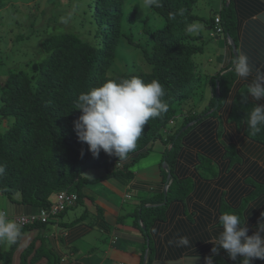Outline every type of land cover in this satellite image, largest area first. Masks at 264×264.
I'll return each instance as SVG.
<instances>
[{"label": "trees", "instance_id": "obj_1", "mask_svg": "<svg viewBox=\"0 0 264 264\" xmlns=\"http://www.w3.org/2000/svg\"><path fill=\"white\" fill-rule=\"evenodd\" d=\"M4 1L0 0V6ZM91 1L89 25L79 16L73 17V30L67 27L66 31L44 38L39 45V58L27 61L22 68L8 70L6 78L0 82V124L3 121L7 124V128L0 132V164L6 169L0 175V192L39 209H47L52 203L51 198L61 191L72 193L75 201L81 200L82 188L92 181L84 176L86 170L106 168L108 175L131 177L127 167L148 154L151 146L159 142L164 147L158 165L160 173L165 181L167 173L161 167L165 161L170 170L171 183L165 204L162 190L140 201L131 213L135 225L145 237H148L149 228L154 223L166 220L169 209L179 212L182 205L190 202L192 195L206 190V182L219 179L218 175L226 166L233 169L243 163L248 167L245 172L249 174L256 170L255 164L261 163L262 166L257 168L262 175L261 183L252 177L247 178L246 183L252 192L238 207L229 206L222 198L219 201L221 214L233 212L243 221L248 202L260 194L264 195V131L256 135L250 133L247 118L255 101L244 98L246 85L252 78L239 80L232 70V52L229 63L221 70L201 78L195 70L197 63L195 65L194 56L204 51L202 43L198 42L202 36L198 31L195 34L192 31L196 23H202L205 28L212 27L215 19L219 18L223 50L226 47L231 50L228 36L235 44L238 55L244 52L254 71L259 69L264 72V23L256 18L258 13L264 12V0H230L228 3L221 0L217 16L212 15L207 20L193 12L197 0H159V6L145 5L163 20V28L157 29L148 17L142 26L123 29V18L126 16L128 26L132 24L139 9L144 7V0ZM211 37L216 39V36ZM125 47H130V52L139 50L144 61L151 66L150 70L118 73L126 55L121 57V50ZM132 76L140 77L146 83L158 80L165 88L164 100L168 109L148 121L136 149L128 154L127 159L119 161L117 156H109L103 151L94 157L73 131V122L81 115L75 110L78 96L107 80ZM204 83L207 88L202 86ZM217 87L218 107L208 113L216 102ZM204 94L208 95L206 100H203ZM257 103L264 104V101ZM216 115L219 123L222 124L225 119L230 125L219 127L214 133L222 140V147L215 144L205 149L197 143L200 151L191 154L193 150L189 148L192 145H182L186 133L208 116ZM171 120L172 125L169 124ZM194 120L198 122L179 133ZM234 130H237L236 144L233 142ZM185 150L189 154L183 162L181 156ZM121 162L124 165L119 169L116 165ZM190 165L193 169L189 171ZM179 172L187 174L186 177L178 176ZM213 195L215 198L218 193ZM258 206L260 215H264V203ZM188 233L178 236L188 237ZM178 236H167V240H175ZM146 249V264H151L154 248L149 239L142 246L143 254ZM12 252V247L0 251L1 264H10ZM42 256L47 258V264H58L54 252L45 246L36 249L32 262ZM238 261L216 258L213 264H237ZM259 262L253 260L252 264H264Z\"/></svg>", "mask_w": 264, "mask_h": 264}, {"label": "crops", "instance_id": "obj_2", "mask_svg": "<svg viewBox=\"0 0 264 264\" xmlns=\"http://www.w3.org/2000/svg\"><path fill=\"white\" fill-rule=\"evenodd\" d=\"M205 29L210 31V26ZM230 55L231 50L224 48L223 58L219 64L220 70L229 63ZM218 115L208 117L186 133L182 145H192L189 146V149L193 150L191 154L195 155V152L200 151L197 143L205 149L207 147L210 149L215 144L222 147V140L215 137L214 133L219 127L227 128L230 125L225 119L222 124L219 123ZM5 125L6 121H3L0 128ZM209 131L212 133L209 134ZM233 137V142L236 144L237 130H234ZM155 146L158 147L154 150L159 160L155 162L156 159H153L150 164L141 167H134L131 164L127 167L132 173L131 177L119 174L108 175L106 168L86 170L84 176L86 178L91 176L92 178L89 179L92 181L82 188L81 200L75 201L73 206L66 208L63 213L60 212L55 219L21 224L23 233L21 239L13 245L0 243V251L13 248L10 264H22L23 260L24 264H47V258L44 256L32 262L36 249L41 246L54 252L58 264H142V246L145 240L147 242L149 239L154 248L151 264H192L196 257H198L196 264H204L205 257L212 256L213 244L208 240L217 236L220 230L218 224V217L221 215L220 199L225 200L233 208L238 207L252 192V188L246 183L247 178L252 177L257 183H261L262 175L257 168L262 164H255L256 170L249 174L245 172L248 167L243 163L233 169H230L229 165L226 166V169L218 175L219 179L206 182V190L192 195L190 202L182 205L179 212L169 209L166 220L154 223L149 228L148 237H145L142 230L135 225L131 213L140 201L161 193L164 188L165 181L158 166L164 147L157 142L151 146L150 151ZM188 154L189 152L185 150L181 156L183 162ZM123 165L121 162L116 167L121 169ZM192 169L193 166L190 165L189 171ZM186 175L178 173L180 177ZM214 193H218L215 198ZM263 196L260 194L250 200L247 204L248 208L244 209L243 218L245 217L246 227L249 229L248 235L253 234L259 223H264L260 219L261 209L257 208L264 203ZM51 200L53 202L54 198ZM8 205L14 207L15 218L39 213V208L22 204L0 192V209H6ZM139 224L141 225V222ZM188 231L187 235L192 247L169 244L170 240H167V236H178ZM29 248H31L30 252L27 253ZM216 258L230 260L223 250L213 257Z\"/></svg>", "mask_w": 264, "mask_h": 264}, {"label": "clouds", "instance_id": "obj_3", "mask_svg": "<svg viewBox=\"0 0 264 264\" xmlns=\"http://www.w3.org/2000/svg\"><path fill=\"white\" fill-rule=\"evenodd\" d=\"M144 2L147 7L159 6V0ZM256 18L264 23V12L258 13ZM232 70L239 80L252 78L246 85L244 96L245 100L250 98L255 101L248 113L247 126L252 135L259 134L264 131V104L257 103L264 101V72L259 69L254 71L244 52L235 58ZM165 95L164 86L156 79L147 83L137 76L107 80L101 86L78 96L75 110L81 115L73 122V131L78 141L86 144L94 157L103 151L109 156H117L119 161L125 160L136 149L137 141L148 121L167 111ZM5 171V166L0 164V175ZM260 219L264 221V215L261 214ZM218 224V235L208 240L213 244L212 256L205 257L204 264H213V257L221 250L234 262L239 258L238 264H252L253 260L264 261V223H259L253 234L248 235L245 217L242 221L239 215L224 212L219 215ZM21 229L22 225L16 220L12 205L0 209V243L16 244L23 235ZM173 243L180 247H192L187 236H178L169 241V244ZM197 259L198 257L192 264H196Z\"/></svg>", "mask_w": 264, "mask_h": 264}, {"label": "rangeland", "instance_id": "obj_4", "mask_svg": "<svg viewBox=\"0 0 264 264\" xmlns=\"http://www.w3.org/2000/svg\"><path fill=\"white\" fill-rule=\"evenodd\" d=\"M91 2V0H5L0 6V82L6 78L8 70L22 68L27 61L39 58V45L44 38L59 31H66L67 27L73 30L74 26L71 22L73 17L79 16V19H84L89 25L88 9ZM220 4L221 0H197L193 12L207 20L212 15L217 16ZM143 6L146 7L144 2ZM144 7L139 9L138 16L129 26L126 16L123 18V29L142 26L147 17L154 23L152 25L155 26L154 29L163 28V20ZM125 12L127 14L128 9ZM197 31L202 36L198 42L202 43L204 51L194 56L195 65L197 63L195 70L201 78H207L219 70L220 61L223 58L222 35L218 40L211 37L209 30L205 29L202 23H196L192 32L195 34ZM129 48L125 47L121 50V57L126 55L118 67V73L149 71L151 66L144 61L142 53L136 49L130 52ZM206 85L204 83L202 86L205 88ZM207 96L204 94L203 100H206ZM6 125L1 126L0 132L7 128ZM157 148L155 146L152 151L141 159H137L132 165L134 167L145 166L153 159L157 162L159 156L154 150Z\"/></svg>", "mask_w": 264, "mask_h": 264}, {"label": "built area", "instance_id": "obj_5", "mask_svg": "<svg viewBox=\"0 0 264 264\" xmlns=\"http://www.w3.org/2000/svg\"><path fill=\"white\" fill-rule=\"evenodd\" d=\"M220 21L219 18L215 19V26L216 30L211 32V36H216L219 32H221V27L219 26ZM169 123H172V120L169 121ZM173 124V123H172ZM171 124V125H172ZM74 196H69L66 194H59L58 195V201L57 203L54 201L52 202L47 209L40 210L39 214L37 215H28L26 219H23L22 222H46L51 217L57 215L59 212L64 210L63 208L71 203V201L74 199Z\"/></svg>", "mask_w": 264, "mask_h": 264}, {"label": "water", "instance_id": "obj_6", "mask_svg": "<svg viewBox=\"0 0 264 264\" xmlns=\"http://www.w3.org/2000/svg\"><path fill=\"white\" fill-rule=\"evenodd\" d=\"M228 3V2H227ZM227 40H228V44L230 45V48H231V52H232V54H233V57H234V59L238 56L237 55V51H236V47H235V44L233 43V41H232V39L230 38V37H228L227 36ZM218 97H219V89H218V87L216 88V96H215V99H216V102H215V104H214V107H213V109L212 110H210L208 113H211L212 111H214L217 107H218ZM196 122H198V120H194V121H192L191 123H188V124H186L181 130H180V132L179 133H181V132H183L184 130H186V129H188L190 126H192L193 124H195ZM178 133V134H179ZM161 167L165 170V172L167 173V175H166V179H165V185H164V188H163V204H165L166 203V195H167V189H168V187H169V185H170V183H171V174H170V170H169V168H168V166H167V164L165 163V161H163L162 163H161ZM146 207L148 206V205H145ZM144 229V228H143ZM148 240V239H147ZM147 255V249L145 250V252H144V262H143V264H145V262H146V256Z\"/></svg>", "mask_w": 264, "mask_h": 264}, {"label": "bare ground", "instance_id": "obj_7", "mask_svg": "<svg viewBox=\"0 0 264 264\" xmlns=\"http://www.w3.org/2000/svg\"><path fill=\"white\" fill-rule=\"evenodd\" d=\"M230 0H227L226 1V3L227 2H229ZM219 26L221 27V32H219L217 35H216V38H220V36H221V34H222V26L219 24ZM216 30V26L213 24L212 25V27L210 26V33L211 32H213V31H215ZM235 60V59H234ZM215 96H216V94H215ZM213 109V108H212ZM211 109V110H212ZM217 109V108H216ZM215 109V110H216ZM214 110V111H215ZM120 163H118V165H119ZM59 194H66V195H69V196H74L72 193H68V192H66V191H61L60 193H58L56 196H55V198H54V201L57 203V201H58V195ZM75 197V196H74ZM53 201V202H54ZM74 201H75V198L71 201V203H69V204H67L64 208H66V207H70V206H72L73 205V203H74ZM63 208V209H64ZM40 210H42V209H39V212H40ZM60 213V212H59ZM58 213V214H59ZM39 214V213H38ZM57 214V215H58ZM57 215H55V216H53V217H51L50 219H55V217L57 216ZM27 217H19V218H16V220L20 223V224H26V223H31V222H22V220L23 219H26ZM147 256V255H146ZM143 262H144V258H143V260H142V264H143ZM146 262H147V257H146ZM146 262H145V264H146Z\"/></svg>", "mask_w": 264, "mask_h": 264}]
</instances>
